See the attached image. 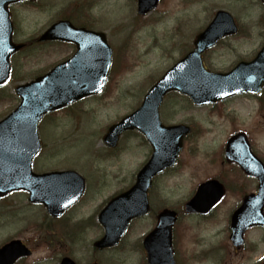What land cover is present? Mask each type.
<instances>
[{"label":"rangeland","instance_id":"374dc122","mask_svg":"<svg viewBox=\"0 0 264 264\" xmlns=\"http://www.w3.org/2000/svg\"><path fill=\"white\" fill-rule=\"evenodd\" d=\"M222 1L215 3L219 2L229 9L233 7L235 0ZM211 2L202 0L180 9L173 7L168 0H163L157 12L146 17L135 13L133 15L134 0H110L109 3L96 7L86 0H36L33 4L11 7V20L15 28L13 41L24 43L27 47L11 59V79L3 92H0V120L17 107V86L45 74L70 55V50L65 45H38L33 41L57 20L67 19L72 8L79 10L86 20L90 18L88 23L94 28L109 33L115 50L113 71L109 74L105 91L100 97L81 102L63 113L50 115L38 125L42 149L33 164V171L45 173L72 169L81 174L86 182L87 200L67 213L71 215L70 225L92 213L100 202L103 203L126 189L148 158L146 146L135 133L123 136L113 153V150L108 151L103 146L101 136L108 126L134 111L148 88L192 48L194 36L207 26L212 17L211 12L215 10L213 7L216 5L211 8ZM249 7L248 15H241L244 12L241 8H233L231 13L235 18H240L239 33L245 35L247 31H252L254 37L251 36L250 41L230 40L217 50L204 54L203 62L208 70L226 72L233 66L237 55L249 56L259 49L260 28L256 24L261 21L262 44L264 19L260 6L254 0L249 1ZM183 13L185 18L178 25V18ZM197 19L200 21L197 22ZM98 21L99 24L95 26ZM114 33L119 35L114 36ZM28 42L33 45L29 46ZM238 100L240 102H236ZM238 100L201 108L194 107L187 98L178 94L170 95L164 100V113L161 112L162 106L159 110L161 121L187 125L192 131L178 157L176 167L157 181L164 206L177 212L175 207L193 194L201 179L229 180L230 166L220 163L218 159L222 151H217H220L231 135L240 132L248 134L253 150L264 161V92L261 95V106L257 104L258 110L256 106L253 107L251 100ZM221 114L223 117H220ZM103 149L105 152H102ZM99 172L105 174L107 183L103 191L94 193L92 190L97 180L94 173ZM228 198L230 201L237 200L232 193ZM151 202L154 207L158 206L154 197ZM178 214L181 215L182 212ZM221 219L225 218L219 220ZM189 220L196 224L198 230L201 229V223L198 225L196 220L180 218L175 227L178 230L175 233L178 232L182 240L178 245L179 249L190 244L188 233L191 231H187L186 225ZM56 225L64 226L65 223L60 221ZM56 225L55 220H51L41 206L29 205L26 195L22 193L12 194L0 201V247L9 239H20L33 252L30 258L19 264H58L59 258L64 254L76 257L83 263L87 261L86 251L94 236L81 237L74 244L66 239L57 251L52 252L51 232L60 231ZM209 225L210 223L203 224L204 236L212 233ZM219 225L224 226V223L219 222ZM83 228L84 224H77L69 229L77 236ZM137 233L132 232L131 237ZM60 234L63 235L61 231ZM60 234L57 236L59 240L62 239ZM247 236L257 242V230L249 232ZM203 240L206 241L204 238ZM190 250H193L192 245ZM248 250L232 254L227 246L221 252L219 261L206 264H257V247ZM262 251L261 249V253ZM206 257L212 260L216 258V253L211 251ZM107 258H110V254H107ZM189 262L196 263L194 260Z\"/></svg>","mask_w":264,"mask_h":264},{"label":"water","instance_id":"95a60500","mask_svg":"<svg viewBox=\"0 0 264 264\" xmlns=\"http://www.w3.org/2000/svg\"><path fill=\"white\" fill-rule=\"evenodd\" d=\"M17 1L19 0H0V85L8 78L9 58L22 47L21 45H14L11 41L12 25L7 10L9 4ZM146 11L148 10L139 9V13H145ZM224 18H226L225 25L220 23ZM235 31L231 18L219 13L209 27L197 37L194 43V51L179 61L150 89L141 107L136 112L111 128L110 133H113L114 136L111 137L109 134L108 138H113V141L122 131L133 127L138 128L149 137L151 133L146 129V125L150 122L157 130L160 129L161 132L164 130V134L169 136L172 141L169 143V150L167 149L165 153L155 154V152L153 154L151 160L138 174L134 187L109 204L110 210L113 209L112 212H108L109 215H118L119 220L123 222V227L116 234H113V239L104 238L101 247L114 245L130 219L147 213L146 193L152 177L175 163L181 149L182 138L188 133V129L184 127L160 128L161 126L157 120V107L163 95L170 90H177L190 96L196 105L212 104L232 95L233 92L228 83L232 75L206 73L202 68L199 55L205 49L211 47L220 37L233 34ZM73 38L78 39L79 42ZM83 38L99 40V46L105 50V56L100 57L99 60L100 67L97 65L98 70L93 73H91V59L87 53L88 50L87 48L84 50L86 44H83ZM53 40L74 42L78 47L77 54L44 77L17 87L15 92L21 100L20 105L8 117L0 121V197L11 191H28L31 193L30 202L42 203L48 208L50 214L55 212L54 209L57 204L69 203L73 198L60 193L73 192L71 184L75 175L73 173H53L38 176L31 173L30 163L39 149L36 135L37 123L45 113L66 106L84 96L98 93L106 79L110 59V51L105 45L103 36L101 38L98 35L74 30L67 22H59L51 26L39 38L41 42ZM78 61V74H75V72L70 73V67ZM85 61L88 62L87 69L82 67ZM258 64H261L260 81L262 87L264 82V47L252 64H241L235 69L238 75H242L238 79V84H240L238 87L248 86L250 89L258 90L250 83L248 77L254 73L253 69ZM63 66L66 70L69 69V73L64 76H56V72ZM87 80L90 84H86ZM236 140H238V137L232 138L227 144L226 156L230 160H238L246 155L244 144L242 145ZM237 153L238 155H236ZM239 163L243 168L247 167L246 162ZM247 171L260 180L259 203L249 207L251 201L258 200V196H256L255 200L251 199L248 203H245V208L232 217V240L235 245L240 243L242 234L248 228L264 224L261 215L264 201V168L261 165V168H258L257 171ZM79 182L75 193L73 192L74 197L80 195L81 179H79ZM53 186L54 188H52ZM222 195L223 190L218 183H205L198 188L196 196L186 208L191 212L203 209L205 206L215 203ZM174 220L175 215L173 212L164 211L159 215L157 229L161 234L160 239L163 238L168 244L165 245L163 250H160L161 260H157L152 253L149 255L151 263L165 264L169 252L166 248L170 247V235ZM26 255H28V251L20 242H11L0 250V264H14L18 257Z\"/></svg>","mask_w":264,"mask_h":264},{"label":"flooded vegetation","instance_id":"af4514ba","mask_svg":"<svg viewBox=\"0 0 264 264\" xmlns=\"http://www.w3.org/2000/svg\"><path fill=\"white\" fill-rule=\"evenodd\" d=\"M86 1H89V3H92L96 7L97 5L101 6L104 3H109L110 0H101L100 2H97L94 0H86ZM200 1H202V0H168V3L171 4L175 8L181 7L182 9H184L186 7L185 5H189V4L192 5L194 3H199ZM210 1H212L210 4L211 8L214 5H216L215 7H213V8H215L213 13L211 12L212 17H210V21H212L215 18V15L218 12L228 13L232 17V19L235 23L236 33L234 35H231L229 37H225V38L221 39L220 41H218L214 48H212L209 51H205L203 53V55L210 52V51L213 52V51L217 50V48L220 45H222V44H224L230 40L247 41V39H249V41H250V37L251 36L254 37L252 31H247L245 35L239 33V26L241 25V24H239L240 18H235L234 16H232V13H231V10L233 8H241L244 11L241 15H248L249 8H250L249 7V1L250 0H235L233 3V7H230L229 9L225 5H220L219 2H218V4L215 3L219 0H210ZM223 1H226V0H223ZM35 2H36V0H34V1L21 0L18 3H16L14 6H18L20 4H33ZM125 2H127V1H125ZM254 3H256L257 5L260 6V10L262 11V18L264 19V4L262 3V0H254ZM162 4H163V0H134L133 15H134V13L138 15L139 9H143V10H148V11H146L144 16H141V17L150 16V15L156 13L157 10L162 6ZM10 9H11V7H10ZM85 9H86V7H85ZM70 12H71L70 14H68V12H67V14L69 16L67 19H60L54 23H57L61 20L68 21L72 25V27H74L75 29H82V30L92 32V33H88V34L98 35L101 38L103 36L104 42L107 43L108 47L111 50V65L109 68V74H110L111 71H113L112 65H113V62L115 61V50H114L113 44L110 42L111 36L109 35V33H106L105 31H102L101 29L98 30V29L94 28L92 25H90L88 23L90 21V18L86 20L84 15L80 14L79 10L72 8L70 10ZM10 16H11V13H10ZM209 16L210 15H208V17ZM182 18H185L184 13L182 16H180L178 18V21H177L178 25H179V21ZM99 21L97 23H95V26H96V24H99ZM199 21L200 20L197 19V22H199ZM220 23L225 25V22H220ZM208 24H207V26H208ZM178 25H177V27H178ZM256 25L261 30V21H259ZM207 26H205L202 30H200V32H198V34H196L194 36V39L191 41V44L194 43L196 37L199 34H201L207 28ZM101 28H104V27H101ZM111 28H113V27H111ZM114 30H115V27H114ZM260 30L258 31V36L260 39L259 49L256 50V52H253L249 56L248 55L247 56L237 55L236 59L234 60L233 66L228 71L232 70L238 63H241V62L242 63L243 62L250 63L256 58L257 53L259 51H261V46L264 45V38L262 39V44H261V31ZM14 33H15V28H14V32H13V39H14ZM113 35L117 36L119 34L114 33ZM176 35H177V28H176V32L174 35L175 40H176ZM73 39L79 42L78 39H76V38H73ZM82 42H83V44H86L85 47L88 50L87 53H88V55L91 56L93 61H97V59L99 60L100 57L105 56V50L99 46V43H100L99 40H94L91 38L90 39L83 38ZM48 44L67 46V48L70 50V55L64 61L71 59V57H73L77 53V45L74 42H65V41H60V40H54V41H47V42H43V43H38V45H48ZM177 46H175V47H177ZM62 62H60V63H62ZM78 63H79V61L76 64L72 65L70 67V69L73 71H74V69L78 70V68H79V66H77ZM82 67L84 68V66H82ZM206 68H208V67H206ZM260 74H261V64H259V66L256 70L254 69V73L251 74V76H248L250 78V83L255 88L258 89V93L235 96V97H232L230 99H227L225 102H228L230 100H238L241 98H247L254 103L253 107L256 106V108L258 110L259 107L257 106V104L261 106ZM258 86H259V88H258ZM3 90H4V85L0 87V91L3 92ZM253 90H256V89H253ZM263 92H264V84H263L262 93ZM98 97L99 96H92V97L86 98L84 100L95 99ZM236 102H240V100H238ZM250 104L252 105V103H250ZM67 109H69V108H66V109L59 111V112H56V113H63ZM56 113H54V114H56ZM49 116L50 115H47L44 119H46ZM161 123L168 125L167 123H165L163 121H161ZM128 133H131V134L135 133L136 134L135 131H132V132L125 133L123 136H125ZM140 137L142 140L141 142L143 145L146 146V148L148 150V156L150 157L153 153V147L142 136H140ZM190 137L191 136H189V138L188 137L185 138L184 143H183V148H185ZM105 148L108 151L113 150V151H111V153H113L117 149V147L115 149H110L107 147H105ZM250 148H251L252 152H255L252 148V145L250 146ZM104 152H105V150H104ZM255 155L258 156L256 154V152H255ZM259 159L261 160L260 157H259ZM218 160L220 161V163L230 166V169H231L230 178L228 181H223L220 178H212V179H215L216 181H218L223 186L224 191H225L224 198H222L219 202H217L215 205H213V207L211 209H209L208 211L203 212V213H186L185 212L184 207H185L186 203L193 196L192 194L187 200L182 201L181 205H179L178 207H175L177 212L175 210H173V211H175V213H176V221L174 224V229L172 231L171 246L166 248V250H169V252H168L167 259L165 260V264H192L189 262L192 260L196 261L195 264H199L202 261H204L205 264L208 262L215 261V260L219 261L220 260L219 257L221 255V252L225 251L227 246H228V249L230 250V252L232 254H237V252L249 251L248 248H251L252 250H254V248L257 247V249L259 251V259L257 261L258 262L257 264H264V224L259 225L258 227H255V228H252L251 230L246 231L242 237V245L239 247H234L233 242L231 240V234L233 232L231 218H232L233 214L235 213V211H237L240 208V206L243 204L244 200L247 197H249L250 195H254L258 192V188H259L258 181L256 179L250 177L249 175H247L241 168H239L238 166H235L231 162L225 161V160L220 159V158ZM185 163L186 162H182V164H185ZM167 172L168 171H165L164 173L155 177L151 183V186L147 192L148 205H149L148 214L131 220L126 225L125 232L123 233L119 242L115 246L100 247L99 242L105 236L107 229L118 230L121 227V224L119 223V216L118 215H101L102 210L105 208V206L107 205L109 200L112 197L114 198V196H116L118 193L116 195L110 197L108 200L104 201L103 203L100 202L99 206L95 210H93L92 213L88 214L87 216L82 217L83 218L82 220H77L74 223V225L84 224L83 231L81 233H79L77 236H74L73 233L71 232V230L69 229L70 227H72L74 225L69 224V219H71V215H67V213L69 211L73 210L75 207H78L81 202H85V201H83L82 197L86 194L87 186H86V189L84 187L83 195L78 201H76L69 208H67L63 212V214H61L60 216L50 217L51 220H53V219L55 220V225L60 221H64V223H65L64 226H61V225L57 226L56 225L57 227H59L60 231L62 232V234L64 236L60 234V231L59 232H55V231L51 232L52 245L50 248H51L52 252H55V251H57V248L62 246L61 243H63L66 239L69 240L68 242L74 244L81 237L85 236V238L86 237L89 238L90 235H93L94 238L91 242H89V248H87V251H86L87 261H85V263H83L81 260L77 259L76 257H69V256L64 254L63 255L64 257L62 256L59 258L58 264H62L63 262H65V264H106V262H108L109 264H134V263L135 264H155V263L149 262L148 258H147L148 252L144 247L145 239L147 237H150V239H148V241H147V244L149 246V251L155 255V258L157 260H161L160 250L164 249V242H159L158 237H156L157 235L152 236V233L157 229V217H158V215L164 210H169V206H164V202L161 200V196H160V193L158 190V185H157L158 179L160 177H162L163 175L167 174ZM94 174H95V177L97 178L98 181L96 180V184L94 185L92 192L95 193V191H98V193H100V190L103 191L104 190L103 188L105 187V185L107 183L106 176H105V174L100 173V172L94 173ZM135 178H136V175H134V180H135ZM205 179L206 178L199 180L198 185H200L201 183H204L206 181L212 180V179H206V180ZM252 183H253V185H252ZM132 185L133 184L131 183L123 191L128 190L130 187H132ZM251 185H252V187H251ZM74 192H75V190H74ZM121 192L122 191H120L119 193H121ZM230 193H232L236 197V199H237L236 201H234V200L230 201L229 200L228 195ZM71 194H72V191H65L64 193H62V195H65V196H71ZM152 197H154L157 200V202H158L157 207H154L152 205V202H151ZM178 212L179 213L182 212V214L180 215V214H178ZM70 214H71V212H70ZM261 215L264 219V204L261 208ZM222 217L225 219L219 220ZM180 218H185V219L188 218V219L196 220L198 225L201 223L200 224L201 225L200 230H198V227L197 226L195 227L196 224L190 220H189V223L186 224L187 225V231H191V233H188V234H190V237L188 238V241L190 242V244H188V246L184 247L183 249H179L178 245H180L182 243V240H181V237H179L178 232L175 233V231L177 230L175 227H176ZM219 222H223L224 226H220ZM207 223H210L209 227L212 228V233L210 236H204L203 235V231H205L203 228V224H207ZM253 230H257V242L250 240V238L247 236V234ZM132 232H138V233H137V235L133 234L134 237H131ZM59 234H60V236H62V239H60V240L57 237V236H59ZM176 237H179V238L177 239ZM153 238H155V240H153L151 242V240ZM203 238L206 239V241L203 240ZM10 241H11V239L8 240V242H10ZM8 242H6V243H8ZM23 244L27 248V244H25V243H23ZM191 245L193 246V250H190ZM27 249H29V248H27ZM261 249L263 250L262 253H261ZM29 250H30L31 255L28 257L20 258L19 260L16 261L15 264H19L24 259L30 258L32 256L33 252L31 249H29ZM211 251H214L216 253V258L214 257L212 260H209L206 257V255ZM107 254H110V258H107ZM126 255L128 258L126 257ZM217 258H218V260H217ZM204 263L202 262L201 264H204Z\"/></svg>","mask_w":264,"mask_h":264}]
</instances>
